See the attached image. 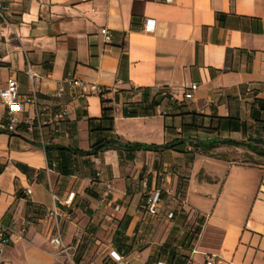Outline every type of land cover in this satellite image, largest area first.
<instances>
[{"label": "crops", "instance_id": "0c3cea01", "mask_svg": "<svg viewBox=\"0 0 264 264\" xmlns=\"http://www.w3.org/2000/svg\"><path fill=\"white\" fill-rule=\"evenodd\" d=\"M66 75L104 91L57 97ZM9 76L36 103L7 132L0 97V220L14 238L0 264H264V0H0V88ZM109 135L159 146L70 149ZM226 138L242 143L195 145ZM54 220L66 251L48 241Z\"/></svg>", "mask_w": 264, "mask_h": 264}, {"label": "built area", "instance_id": "2783aa9c", "mask_svg": "<svg viewBox=\"0 0 264 264\" xmlns=\"http://www.w3.org/2000/svg\"><path fill=\"white\" fill-rule=\"evenodd\" d=\"M164 1H170V0H164ZM143 25L146 28L150 27L151 20L147 19L143 23ZM99 32L103 35L104 41L109 40L110 32L107 28L101 27L99 29ZM195 87H196L195 83H190L189 86L182 91V96L184 98H189L191 96L192 89H194ZM102 90H103L102 86L94 82L86 81L72 75H66L63 78V80L58 82V84L56 85L55 96L60 97L64 91H67L71 96H85L91 93H98ZM161 93H165V91H162ZM0 97L3 103L6 105V111L4 115L5 121L2 124L3 128H5L6 130H12L15 127V125L19 122L17 112L22 110L24 104L36 103V98L33 92L28 94L18 93L17 81L14 77L11 76L6 78L5 84L0 88ZM65 112H66V107L64 105L59 106V108L53 112V116L60 117ZM94 175L98 176L99 170H95ZM103 183H104L103 190L100 196L98 197V201L100 203L110 201L108 197L111 189L110 184L106 181H104ZM24 192L26 194H29L30 188L29 187L25 188ZM72 194L73 192L71 191L67 194V196L63 200L64 204L70 202ZM158 201H159V196L157 191H155L154 194H152L151 196L146 197L145 208L149 214L156 213V204ZM114 208H117L116 204H114ZM57 213H58V209L56 208V206H51L50 208L44 211V216L55 217ZM166 216L168 217L171 216V212L168 211L166 213ZM25 225H26V220H22L19 228L20 232L24 230ZM20 232L17 233L14 237L15 238L19 237ZM11 234H12L11 224L9 223V225H5L0 222V250L3 245L14 239L11 237ZM48 241L54 246L58 247L60 250L66 251L68 248V245L65 244L60 237V226L56 220H54L53 222L52 230L51 233L49 234ZM109 255L115 261L120 260L119 253L114 250H110ZM159 264H163V263L159 262ZM205 264H212V255H209L205 258Z\"/></svg>", "mask_w": 264, "mask_h": 264}, {"label": "trees", "instance_id": "16d2710c", "mask_svg": "<svg viewBox=\"0 0 264 264\" xmlns=\"http://www.w3.org/2000/svg\"><path fill=\"white\" fill-rule=\"evenodd\" d=\"M103 91H104V89L102 91L98 92V94L101 95V93ZM99 101H100L99 119L106 121V126H98V127L101 129H104V128L109 129L111 127L110 106L106 105L104 102V99H102V98H100ZM127 113L131 114V113H133V111H128ZM16 125H15V127H16ZM15 127L12 130H14ZM3 130L7 131V132L12 131V130H6L5 128ZM3 130H0V131H3ZM174 141L175 140H171L170 142H166L165 144H163V146H172L175 143ZM217 142H225V143H231V144H241L242 143L238 140H232V139L226 138V139H217V140L216 139L215 140L214 139L213 140H209V139L208 140H199L196 142L195 145L198 146L201 150L207 151ZM53 146H55L59 149H69L68 146L55 145V144ZM158 146H159L158 144H152V143H142V142H138V141L121 140L116 135H109V136L99 137L98 139L93 141L88 146V148H86V149H79V148H75V147H72L70 149L72 152L78 153V154H94L97 151H101V150L108 149V148H117V149L123 148V149H127V150H133V149H137V148H152V147H158ZM246 146L248 148H250L251 150H253L254 152H257V153L259 152L251 144L246 143ZM44 148H47V146H45ZM263 154H264V152H263ZM92 177H94V178L97 177L94 175V172H93ZM30 216H31V213H30ZM0 222L5 224V225H9V222H3L1 220H0Z\"/></svg>", "mask_w": 264, "mask_h": 264}, {"label": "rangeland", "instance_id": "374dc122", "mask_svg": "<svg viewBox=\"0 0 264 264\" xmlns=\"http://www.w3.org/2000/svg\"><path fill=\"white\" fill-rule=\"evenodd\" d=\"M235 157H237L236 153H235ZM159 264V263H158Z\"/></svg>", "mask_w": 264, "mask_h": 264}]
</instances>
